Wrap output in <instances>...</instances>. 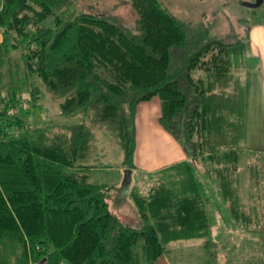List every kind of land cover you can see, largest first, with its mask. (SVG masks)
<instances>
[{
  "label": "trees",
  "instance_id": "trees-1",
  "mask_svg": "<svg viewBox=\"0 0 264 264\" xmlns=\"http://www.w3.org/2000/svg\"><path fill=\"white\" fill-rule=\"evenodd\" d=\"M67 1L0 0V242L7 249L0 264H156L169 242L214 243L212 193L225 192L233 208L245 204L234 173L247 102L232 68L256 59L249 37L209 41L174 72L171 49L186 45L185 32L158 0H132L135 36L101 16L58 15ZM47 92L63 97V113L92 110L116 137L127 169L135 167L136 107L158 96L159 121L187 158L150 174L146 192L129 189L136 225L111 211L112 184L90 180L85 125L33 115ZM246 175L243 183L254 179ZM234 218L261 222L242 211ZM139 239L142 258L132 251Z\"/></svg>",
  "mask_w": 264,
  "mask_h": 264
},
{
  "label": "rangeland",
  "instance_id": "rangeland-1",
  "mask_svg": "<svg viewBox=\"0 0 264 264\" xmlns=\"http://www.w3.org/2000/svg\"><path fill=\"white\" fill-rule=\"evenodd\" d=\"M158 1L181 22L185 32L186 45L171 49L170 68L174 72L180 71L186 64L187 57L209 41L231 42L237 38L249 37L248 51L257 59L247 57L244 63L233 67L232 72L238 78L237 84L247 102L244 140L241 143L244 148L240 160L243 164L240 169V184L241 189L244 187L242 198L246 204L243 207V214L247 216L248 210L245 209L248 208L247 206L255 207L256 214L252 213L251 217L256 219L258 216L261 222L259 224L257 221L256 224L248 226L240 224L239 230L230 233L238 240L258 239L259 249L264 252V206H262L264 204V4L255 8L256 11L253 13L248 6L241 4L243 0ZM131 2L132 0H68L56 13L62 17H72L82 13L101 16L119 25L128 36H135L140 35L141 30L137 23L138 13ZM44 24L52 27L54 16H49ZM197 74L200 73H193V75ZM62 99V96L47 92L37 109L31 112L33 115L37 113L42 116L41 122L49 123L52 119L62 126L79 123L85 125L91 135V149L86 160L90 165L88 171L90 180L95 183L112 184L113 188L108 194L111 209L116 211L122 222L136 225L139 216L132 203L129 189L135 188L139 192H146L150 185L149 177L165 163L179 157V153L175 152L174 148L176 144L181 145V142L173 138L176 144H170L167 136L172 135L159 121L161 107L158 96L141 102L136 107L133 169L124 167V155L116 137L107 125L97 121L92 110H80L75 114L63 113L60 109ZM252 157L255 160H249ZM123 171H128L130 179L132 177V182L128 186H123L127 178V173ZM246 172H251L254 179L251 182L247 179L243 183L245 178H249ZM216 198V192L212 193L208 206L210 213L211 209L218 208L221 203L220 198ZM210 217L209 220L212 222ZM210 226L212 239L219 242L223 232L219 225L212 223ZM219 244L207 243L200 238L172 241L165 244L164 253L157 259L156 264H221V261L224 264H264V254L252 255L246 243L237 249L239 254L236 258L226 261ZM142 245L143 240L139 239L132 246L135 257L142 258ZM0 249L7 251L3 242H0ZM240 251H244V254L241 255Z\"/></svg>",
  "mask_w": 264,
  "mask_h": 264
},
{
  "label": "crops",
  "instance_id": "crops-1",
  "mask_svg": "<svg viewBox=\"0 0 264 264\" xmlns=\"http://www.w3.org/2000/svg\"><path fill=\"white\" fill-rule=\"evenodd\" d=\"M2 40V36L0 34V42ZM253 55V54H252ZM254 56V55H253ZM256 58V56H254ZM257 59V58H256ZM167 135V134H166ZM168 137V140L170 141V144L171 143H175L173 142V137L172 136H167ZM176 144V143H175ZM177 146H175V152H178L179 153V157L177 158H173V160L170 162H167L163 165V167H166V166H169L173 163H176V162H179V161H182V160H185L187 158V155L183 149V147L179 144H176ZM249 160H255L254 157H252V159H249ZM240 166H243V164L241 163H238ZM251 166L253 164H250ZM163 167H160L163 168ZM241 168L239 167L236 171H235V175L236 174H240L241 175ZM125 172V171H123ZM127 176V175H126ZM126 180L127 178H125V181L123 183V186H127L126 184ZM119 181V180H118ZM132 182V177L130 179V181H128V185H130V183ZM236 195H237V199L239 200V203H240V200L243 201V198L244 195H243V191L241 188H238L236 189ZM224 193L223 191H220L218 192L219 194V198L221 200V203L219 205L218 208H214L213 210L211 209V213L209 212V217L212 215V217H210L212 219V222H210V224L214 223L216 225H219L220 227V230L223 232L222 234V238H220L219 242L214 239V243L216 244H219L222 248V252H223V255H225V260L227 261L228 259L230 258H236V256L239 254V251L237 250L239 247H242V244L243 243H246V245L250 248L249 251L250 253L253 255V254H264V252L260 251L259 247V240L258 239H251V240H247V241H243L242 239L241 240H238V239H235L236 236H233L232 233L230 232H234V231H237L240 229V225L239 223L236 221V218H234V215L239 213V210L240 209H244L243 207L246 205V204H242L241 205V208L237 209L236 207L233 208V206H231L229 203H227L225 200H224ZM242 193V195H241ZM225 201V202H224ZM237 202V204H239ZM248 207V206H247ZM258 209H260L259 207H257ZM111 209V207H110ZM247 209L248 211L246 213L248 214H256L255 212V207H248V208H245ZM112 212H114V210L111 209ZM236 211V212H235ZM242 212L244 210H241ZM116 212V211H115ZM114 212V213H115ZM116 214V213H115ZM117 215V214H116ZM255 248V249H254ZM259 251H258V249ZM241 255L244 254V251H240ZM221 264H224V262L221 261Z\"/></svg>",
  "mask_w": 264,
  "mask_h": 264
},
{
  "label": "flooded vegetation",
  "instance_id": "flooded-vegetation-1",
  "mask_svg": "<svg viewBox=\"0 0 264 264\" xmlns=\"http://www.w3.org/2000/svg\"><path fill=\"white\" fill-rule=\"evenodd\" d=\"M241 4L246 5L250 8L251 12L255 13V8H258L264 4V0H243Z\"/></svg>",
  "mask_w": 264,
  "mask_h": 264
},
{
  "label": "water",
  "instance_id": "water-1",
  "mask_svg": "<svg viewBox=\"0 0 264 264\" xmlns=\"http://www.w3.org/2000/svg\"><path fill=\"white\" fill-rule=\"evenodd\" d=\"M260 1H262V0H260Z\"/></svg>",
  "mask_w": 264,
  "mask_h": 264
}]
</instances>
